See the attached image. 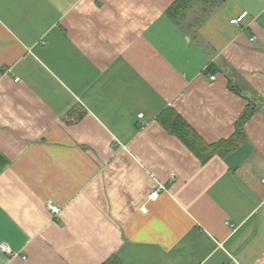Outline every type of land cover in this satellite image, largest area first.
<instances>
[{
    "label": "crops",
    "instance_id": "0c3cea01",
    "mask_svg": "<svg viewBox=\"0 0 264 264\" xmlns=\"http://www.w3.org/2000/svg\"><path fill=\"white\" fill-rule=\"evenodd\" d=\"M174 1L0 0V264H264V0Z\"/></svg>",
    "mask_w": 264,
    "mask_h": 264
},
{
    "label": "trees",
    "instance_id": "16d2710c",
    "mask_svg": "<svg viewBox=\"0 0 264 264\" xmlns=\"http://www.w3.org/2000/svg\"><path fill=\"white\" fill-rule=\"evenodd\" d=\"M227 0H175L172 5L167 9V13L170 15L171 18H173L178 23H181L184 19L185 14L189 11L190 8L194 6H201L204 11V16L202 18H199L198 24L203 21L211 12L216 9L221 3L225 2ZM209 70L214 71L215 69L213 67H209ZM257 110V107H255V104H252L249 106L245 112L243 113V116L241 117V122H239L240 126L237 131V133L242 132V123H244L252 114ZM159 120L161 123H163L167 128H169L172 132L178 134L190 147L195 151L199 157L205 161L211 153H207L204 151H201L200 149H197L195 147V143L197 141L199 142L198 136L193 133L191 129H189L188 125L180 119L179 116H176L174 119H167L164 115L159 116ZM200 143V142H199ZM223 143H226L231 147V149L237 145L236 143V136L230 138L228 141H224ZM204 144V143H202ZM206 148L209 146L207 144H204ZM104 264H121L120 259L117 257H111L107 262Z\"/></svg>",
    "mask_w": 264,
    "mask_h": 264
},
{
    "label": "built area",
    "instance_id": "2783aa9c",
    "mask_svg": "<svg viewBox=\"0 0 264 264\" xmlns=\"http://www.w3.org/2000/svg\"><path fill=\"white\" fill-rule=\"evenodd\" d=\"M247 14H248L247 11L242 12L238 17H235V18L231 19V23H236V24H238V23L242 22L243 19L247 16ZM252 40H255V37H253ZM208 75L210 76V78H211L212 80H215V79H216V75H215V74H210V73H209ZM139 116L142 117L143 114L141 113ZM159 196H160V190H155V191H153V192L150 194V198H151V199H157ZM49 208H50L53 212H55V213L58 212V210H59L58 207L55 206L54 204H49ZM141 209H142V211H144V212H147V210H148L146 206H143ZM0 249H1L2 251H4V252H11V247H10L7 243H5V242H3V243L0 244Z\"/></svg>",
    "mask_w": 264,
    "mask_h": 264
}]
</instances>
